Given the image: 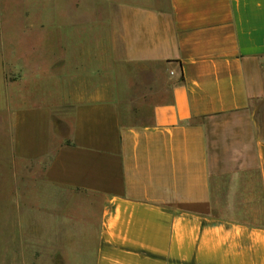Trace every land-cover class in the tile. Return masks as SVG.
<instances>
[{"label": "crops", "instance_id": "0c3cea01", "mask_svg": "<svg viewBox=\"0 0 264 264\" xmlns=\"http://www.w3.org/2000/svg\"><path fill=\"white\" fill-rule=\"evenodd\" d=\"M117 32L112 74L5 53L0 260L264 264V0H125Z\"/></svg>", "mask_w": 264, "mask_h": 264}, {"label": "rangeland", "instance_id": "374dc122", "mask_svg": "<svg viewBox=\"0 0 264 264\" xmlns=\"http://www.w3.org/2000/svg\"><path fill=\"white\" fill-rule=\"evenodd\" d=\"M121 1L125 0H0V65L4 67L5 53L15 49L13 60H21L25 56V62L30 65L40 63L48 66L57 59L58 66L64 64L66 68L71 55V68L75 69L78 77L122 71L115 63V53L119 54L120 50L117 5ZM36 46L40 47L38 51H32ZM124 69L128 72L126 83H129L131 67L125 66ZM64 70L61 67L58 73ZM3 92L0 80V98ZM2 113L0 111V127ZM6 156L0 128L1 251L4 250L6 235L13 231L9 220L20 216V212L10 209L8 204L19 198L16 193L20 194L23 186L20 175L17 174L16 180L12 179L13 172ZM60 200H65V197H60ZM51 220L47 219V223ZM57 262L44 260L38 264H71L66 258ZM0 264L6 263L0 260Z\"/></svg>", "mask_w": 264, "mask_h": 264}]
</instances>
